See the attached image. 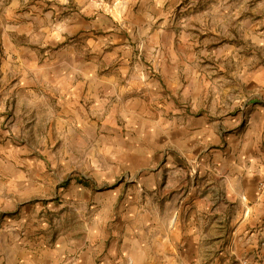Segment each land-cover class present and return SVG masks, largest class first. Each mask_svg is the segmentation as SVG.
<instances>
[{"label":"crops","instance_id":"1","mask_svg":"<svg viewBox=\"0 0 264 264\" xmlns=\"http://www.w3.org/2000/svg\"><path fill=\"white\" fill-rule=\"evenodd\" d=\"M115 1L122 17L114 21L133 25L139 34V40L130 33L112 35L120 66L98 79L90 72L81 87L69 76L54 84L62 92L54 99L57 114L68 123L57 130L78 136L73 123L80 112L86 122L78 129L82 137L89 136L87 128L99 130L104 159L97 169L106 172L99 173L98 184H108L98 192L73 182L77 193L67 189L66 199L92 211L83 213L81 230L35 226L41 210L24 202L58 187L59 166L70 169V163L58 160L60 145L51 142L48 154L56 169L51 176L40 174L47 169L41 149H16L10 139L5 147L7 117L0 115V264H251L264 248V91L252 114L245 113L251 108L245 103L237 119L201 111L197 99L177 105L155 79L128 82L130 74L141 75L130 67L136 53L130 45L143 40L145 27L155 21L142 8L152 0H137V9L129 7L132 0ZM2 44L0 36V59L4 52L12 60L18 53L4 51ZM7 72L4 64L5 81ZM19 77L10 83L12 96L27 87V77ZM2 93L7 104L12 96ZM34 170L42 179L39 187Z\"/></svg>","mask_w":264,"mask_h":264},{"label":"rangeland","instance_id":"2","mask_svg":"<svg viewBox=\"0 0 264 264\" xmlns=\"http://www.w3.org/2000/svg\"><path fill=\"white\" fill-rule=\"evenodd\" d=\"M78 1L80 4L75 0H0L1 49L18 53L12 60L2 53L0 69L5 64L8 72L7 81L0 76V92L9 97L11 82L19 76L27 77V87L11 95L7 104L0 99V115L7 117L3 127L7 135L2 144L5 146L10 139V146L16 149L28 144L40 148L47 169L39 172L51 176L56 168L48 152L51 142L58 141L57 158L69 162L70 169L59 166V186H49L50 191L24 203L41 210L34 219L35 226L48 224L47 227L59 230L74 227L77 231L86 221L83 213L92 211L74 205L65 194L72 182L88 189L93 186L96 192L105 188L108 182L98 184V180L99 173L106 171L97 169L103 163V145L99 130L87 128L86 137L78 132L86 124L82 122V112H78L79 120L75 118L73 123L78 136L67 137L57 130V125L67 129L68 123L57 114L54 99L62 92L54 88L55 80L66 82L69 76V82L77 88L90 72H96L97 79L109 75L120 66V56L113 49L114 36L130 33L139 40L136 27L114 21V17H122V7L114 10L115 0ZM136 1L132 0L129 7L137 5V9L140 2ZM142 8L155 21L145 27L143 40L130 45L136 52L130 67L138 69L141 78L130 74L128 82L155 79L170 99H177V105L197 99L201 111L237 119L244 104L250 102L251 108L245 113L252 114L264 91V0H152ZM114 23L117 25L113 26ZM77 91L74 98L79 96ZM105 108L110 111L111 106ZM195 112L192 108L191 113ZM93 119L97 120V116ZM19 129L20 133L13 134V130ZM66 151L72 156L66 157ZM38 174L34 170L36 187L42 183ZM70 189L77 193L72 186ZM90 225L95 226L94 220ZM258 254L251 264H264V248ZM222 264L241 262L231 260Z\"/></svg>","mask_w":264,"mask_h":264},{"label":"built area","instance_id":"3","mask_svg":"<svg viewBox=\"0 0 264 264\" xmlns=\"http://www.w3.org/2000/svg\"><path fill=\"white\" fill-rule=\"evenodd\" d=\"M241 264H250V263H248V262H243V263H241Z\"/></svg>","mask_w":264,"mask_h":264}]
</instances>
